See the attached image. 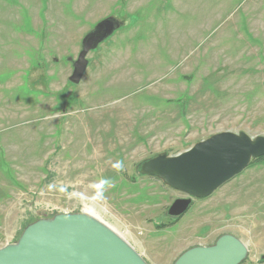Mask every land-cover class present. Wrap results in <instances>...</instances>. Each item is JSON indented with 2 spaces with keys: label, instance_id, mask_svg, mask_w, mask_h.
Here are the masks:
<instances>
[{
  "label": "rangeland",
  "instance_id": "374dc122",
  "mask_svg": "<svg viewBox=\"0 0 264 264\" xmlns=\"http://www.w3.org/2000/svg\"><path fill=\"white\" fill-rule=\"evenodd\" d=\"M121 27L69 80L84 36ZM264 135V0H0V248L92 210L149 264L232 233L264 264V161L171 222L184 194L143 161L213 134Z\"/></svg>",
  "mask_w": 264,
  "mask_h": 264
},
{
  "label": "water",
  "instance_id": "95a60500",
  "mask_svg": "<svg viewBox=\"0 0 264 264\" xmlns=\"http://www.w3.org/2000/svg\"><path fill=\"white\" fill-rule=\"evenodd\" d=\"M121 23L108 17L96 24L82 40L72 60L69 80L81 82L89 65L88 54L111 37ZM264 156V135L223 131L170 155L157 154L143 161L140 175L156 176L184 194L169 206L172 218L184 215L195 198H206ZM249 246L231 233L211 245H197L173 264H241ZM264 261V255L262 256ZM0 264H149L125 238L99 218L87 213H58L43 217L23 230L20 238L0 248Z\"/></svg>",
  "mask_w": 264,
  "mask_h": 264
},
{
  "label": "trees",
  "instance_id": "16d2710c",
  "mask_svg": "<svg viewBox=\"0 0 264 264\" xmlns=\"http://www.w3.org/2000/svg\"><path fill=\"white\" fill-rule=\"evenodd\" d=\"M261 161H264V156L259 157V158H257V159H254V160L251 162L250 166L254 165V164L257 163V162H261ZM180 217H181V216H180ZM180 217L172 218L171 222H176V220H179Z\"/></svg>",
  "mask_w": 264,
  "mask_h": 264
},
{
  "label": "bare ground",
  "instance_id": "6f19581e",
  "mask_svg": "<svg viewBox=\"0 0 264 264\" xmlns=\"http://www.w3.org/2000/svg\"><path fill=\"white\" fill-rule=\"evenodd\" d=\"M86 212L89 213V214H91V215H93V216H95V217H97V215L92 210H88Z\"/></svg>",
  "mask_w": 264,
  "mask_h": 264
}]
</instances>
